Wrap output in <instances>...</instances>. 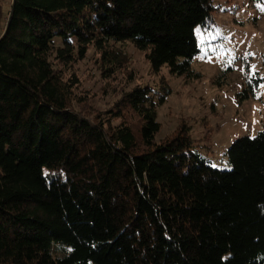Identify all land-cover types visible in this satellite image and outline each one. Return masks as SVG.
Returning <instances> with one entry per match:
<instances>
[{"label":"trees","instance_id":"trees-1","mask_svg":"<svg viewBox=\"0 0 264 264\" xmlns=\"http://www.w3.org/2000/svg\"><path fill=\"white\" fill-rule=\"evenodd\" d=\"M5 4L0 264H264V128L235 140L221 169L185 125L158 139L168 86L127 84L103 113L77 92L91 49L107 78L133 81L129 45L156 73L194 74L213 1Z\"/></svg>","mask_w":264,"mask_h":264},{"label":"rangeland","instance_id":"rangeland-1","mask_svg":"<svg viewBox=\"0 0 264 264\" xmlns=\"http://www.w3.org/2000/svg\"><path fill=\"white\" fill-rule=\"evenodd\" d=\"M212 1L216 7L212 25L196 31L200 52L191 64L194 74H175L168 66L156 73L145 53L129 45L133 81L128 83L125 72L107 78L100 54L91 49L76 65L77 92L85 98L86 106L81 105L85 110L103 113L115 105L127 84V89L168 86L171 93L158 107L162 125L158 139L185 125L211 164L229 169L228 150L234 141L264 128V0ZM250 86L255 95L247 98Z\"/></svg>","mask_w":264,"mask_h":264}]
</instances>
